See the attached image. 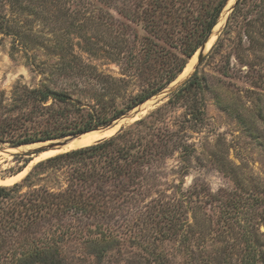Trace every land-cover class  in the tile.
Masks as SVG:
<instances>
[{
    "label": "rangeland",
    "instance_id": "rangeland-1",
    "mask_svg": "<svg viewBox=\"0 0 264 264\" xmlns=\"http://www.w3.org/2000/svg\"><path fill=\"white\" fill-rule=\"evenodd\" d=\"M125 1L111 0L106 6L100 0H0V13L11 27L9 33H0V118L9 116L15 86H37L46 77L51 89L64 90L83 105L93 104L90 94L96 90L118 95L117 106L135 95L142 88L135 63L127 55L111 58L99 50L112 39L123 40L132 52L140 48L137 39L147 33L131 16L118 12ZM256 1L245 0L234 17L230 13L205 51L195 69L201 92L158 114L154 123L158 134L164 127L169 132L170 154L145 168L125 198L123 194L104 204V212L83 214L74 209L31 229H0V264H12L14 255L49 246L58 249L66 264H160L156 255L166 264H242L247 235L261 256L257 264H264V9L254 6ZM95 7L103 8L105 16L109 13L108 23L106 17L94 15L97 10L92 14ZM172 44L164 45L172 49ZM96 47L95 55L85 51ZM71 50L79 56L78 64H87L85 71L57 73L63 60L75 67ZM193 73L178 83L176 77L143 103L91 130L116 129L94 142L165 104ZM10 139L0 140V185L22 183L24 195L34 188L58 192L67 187V166L37 170L23 183L37 162L71 150L59 146L32 153L61 138L18 146ZM119 184L105 188L119 194ZM232 201L239 207L232 210ZM102 238L116 242L98 263L86 245Z\"/></svg>",
    "mask_w": 264,
    "mask_h": 264
},
{
    "label": "trees",
    "instance_id": "trees-1",
    "mask_svg": "<svg viewBox=\"0 0 264 264\" xmlns=\"http://www.w3.org/2000/svg\"><path fill=\"white\" fill-rule=\"evenodd\" d=\"M110 1L100 0L106 6H110ZM226 1H125L118 12L123 16H131L130 20L147 33L137 39L138 42H141L140 48L134 49L133 47L134 54L129 45L123 44V40L119 42L112 39L100 49L96 47L95 49H85V51L89 55H95L96 49H99L101 52L109 54L111 58L112 55L129 56V59L132 60L131 63L136 65L135 70L142 81V88L135 95L126 98L121 106H117L114 96L118 95L97 90L90 94L94 101L93 104L83 105L64 90L51 89L47 84L50 82L48 77L44 78L37 86H15L11 96L13 107L7 110L9 116L0 118V140L9 136L10 144L18 146L62 138L91 131L120 117L162 90L178 76L188 59L205 41ZM244 1L237 2L230 18L239 12L242 8L240 4ZM254 6L264 9V0L256 1ZM104 13L101 7H95V10L92 11V14L98 18L106 17L105 21L108 23L110 15L107 11L108 16H105ZM110 24L115 25V21ZM10 31L8 20L0 13V33H9ZM134 37L138 38L137 33L134 34ZM171 41L173 42L172 49L164 45ZM68 54L75 67L70 62L63 60L59 63V67L54 66V68L57 67V73L74 68L79 69V72L85 71L84 67L87 64H78L79 56L72 50L68 51ZM202 89L201 79L198 72L195 71L173 91L162 106L135 120L132 124L121 127L109 137L89 145L67 149L68 151L37 162L23 179L24 183L37 174V170L67 166L70 167L71 172L68 177V185L63 190L53 192L48 188H34L24 195L20 193L22 183L0 185V229H31L40 221L74 209L83 214H96L100 211L104 212L102 208L104 204L109 202L111 204L112 200L122 197L123 194L125 198L130 184L138 183L145 168L154 163L158 157H166L170 154L168 146L171 136L169 132L164 127L162 133L158 134L159 128L157 129L154 123L158 114L172 103L193 99L196 92H201ZM18 130L20 132L15 137ZM115 182L120 183V189H118L120 193L112 195L105 186ZM78 187H81V190ZM83 189H86L85 193L82 191ZM231 204L232 210L239 207L238 202L232 201ZM243 238L246 248L242 255V264L261 262V256L257 254L253 240H250L251 237L247 235ZM185 240L186 238H182V241L185 242ZM115 242V239L102 238L89 241L86 247L97 262L101 263L105 253L115 246ZM13 257L12 264H66L58 249L50 246ZM154 258L160 264H166L163 257L156 255ZM256 258L258 259L255 260Z\"/></svg>",
    "mask_w": 264,
    "mask_h": 264
},
{
    "label": "bare ground",
    "instance_id": "bare-ground-1",
    "mask_svg": "<svg viewBox=\"0 0 264 264\" xmlns=\"http://www.w3.org/2000/svg\"><path fill=\"white\" fill-rule=\"evenodd\" d=\"M235 0H230L229 1V7L227 8L224 16H223V19H222V22L219 23L217 26L218 29H217V33L219 32L221 26H222V23L223 21L225 20L226 16L228 15V12L232 6V3L234 2ZM216 37V34H214L212 37L209 38L207 44H206V47H205V50L206 51L208 49V47L210 46V44L212 43L213 39ZM198 51H196L195 55L192 56L193 58L191 59V62H189L190 64L187 66V68L179 75V77H177L175 79L174 82L178 83L179 81H181L184 77H186L187 75H189L193 68L195 67V64L197 62V57H198ZM174 82L172 83L173 85ZM125 120V119H124ZM123 121V119H122ZM120 123V122H119ZM119 123L117 122L118 126H119ZM117 126V127H118ZM116 127V125H115ZM106 129V128H105ZM115 129V128H113ZM113 129H109V130H105L103 132H98V131H88V132H84L83 134H80V136L78 138H75V139H72L70 141H68L67 144L61 146V147H67V148H76V147H80V146H84V145H88V144H91L93 143L97 138H100L102 135H105L106 133H109L111 131H113ZM96 130H103V129H96ZM116 130V129H115ZM108 136V135H107ZM68 137V136H67ZM42 143V142H41ZM30 145V144H29ZM32 145V144H31ZM28 146V145H26ZM25 147V146H24Z\"/></svg>",
    "mask_w": 264,
    "mask_h": 264
},
{
    "label": "water",
    "instance_id": "water-1",
    "mask_svg": "<svg viewBox=\"0 0 264 264\" xmlns=\"http://www.w3.org/2000/svg\"><path fill=\"white\" fill-rule=\"evenodd\" d=\"M229 1H230V0H227V1H226V3H225V5H224V7L222 8V10H221L219 16L217 17V20H216L215 24H214L213 27L211 28V30H210L208 36L206 37L205 41L201 44V46L198 48L197 51H198L199 53H198V57H197V62H196L195 67L193 68L192 71L195 72V69H196L197 65L201 62L202 58L204 57V55H205V54H204V53H205L204 50H205V47H206V44H207L209 38L212 37L214 34H216V36L218 35V33L220 32V30L222 29V27H223V25H224V22H225L226 19L228 18L229 14L233 11V9L235 8V6H236V4H237V2H238L239 0H235V1L232 3V6H231V8H230V10H229V12H228V15L226 16L225 20H224L223 23H222V26H221L219 32L217 33V29H218L217 26H219L218 24L222 22L223 16H224V14H225L227 8L229 7ZM186 80H187V79H186ZM186 80H185V81H186ZM185 81H184V82H185ZM184 82H183V83H184ZM179 86H180V85H179ZM145 101H146V100H145ZM142 103H143V102H142ZM140 104H141V103H140ZM126 115H127V116H124L123 118H127L129 114H126ZM121 119H122V118H121ZM109 125H111V123L108 124V125L105 126V127L99 128V129H105V128H107V127H110ZM79 135H80V134H79ZM110 136H111V135H110ZM76 137H77V136L75 135V136L64 137V138L57 139V140H52V141H50V143H48V144H47V143H44L43 145H40V147H38L37 149H35V151L32 152V153H37V152H38V153H41V152H44V151H47V150H51V149L58 148L59 146H63V145H65V144H67L68 141H70V140H72L73 138H76ZM66 151H67V150H66ZM62 152H65V151H62ZM59 153H60V152H59ZM56 154H58V153H56ZM53 155H55V154H53ZM50 156H52V155H50ZM50 156H48V157H50Z\"/></svg>",
    "mask_w": 264,
    "mask_h": 264
}]
</instances>
